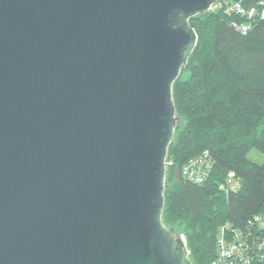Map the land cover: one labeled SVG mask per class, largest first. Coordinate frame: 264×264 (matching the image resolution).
<instances>
[{
	"label": "water",
	"instance_id": "water-1",
	"mask_svg": "<svg viewBox=\"0 0 264 264\" xmlns=\"http://www.w3.org/2000/svg\"><path fill=\"white\" fill-rule=\"evenodd\" d=\"M216 1L0 0V264H192L165 160Z\"/></svg>",
	"mask_w": 264,
	"mask_h": 264
},
{
	"label": "trees",
	"instance_id": "trees-1",
	"mask_svg": "<svg viewBox=\"0 0 264 264\" xmlns=\"http://www.w3.org/2000/svg\"><path fill=\"white\" fill-rule=\"evenodd\" d=\"M188 22L196 45L172 84L180 122L167 149L162 221L184 236L192 264H210L221 224L246 227L264 213V159L247 157L252 148L264 155V17L248 19L223 4ZM204 150L213 159L208 177H182V165ZM229 170L235 190L225 184Z\"/></svg>",
	"mask_w": 264,
	"mask_h": 264
},
{
	"label": "built area",
	"instance_id": "built-area-1",
	"mask_svg": "<svg viewBox=\"0 0 264 264\" xmlns=\"http://www.w3.org/2000/svg\"><path fill=\"white\" fill-rule=\"evenodd\" d=\"M223 4L235 13L246 18L264 17V0H240L228 3L218 0L209 9L218 8ZM235 29L244 32L249 22H232ZM213 168V159L207 150L188 158L182 165L180 174L196 183L203 182ZM235 173L229 170L225 176V184L232 190L236 189ZM210 264H264V213H256L246 227H235L229 223L221 224L217 230L216 252Z\"/></svg>",
	"mask_w": 264,
	"mask_h": 264
},
{
	"label": "rangeland",
	"instance_id": "rangeland-1",
	"mask_svg": "<svg viewBox=\"0 0 264 264\" xmlns=\"http://www.w3.org/2000/svg\"><path fill=\"white\" fill-rule=\"evenodd\" d=\"M177 115V114H176ZM179 122H180V118H179V120H178V122L176 123V126L179 124ZM247 157L250 159V160H252V161H254V162H257V163H261L262 161H263V159H264V155L261 153V152H259V151H257L256 149H254V148H252V149H250L249 151H248V153H247ZM165 162H166V168H165V181H166V170H167V166L169 165V163L170 162H168V160H165ZM176 175V174H175ZM176 177V176H175ZM175 177H173V178H175ZM166 183V182H165ZM164 188H165V186H164ZM178 225V224H177ZM180 227V226H179Z\"/></svg>",
	"mask_w": 264,
	"mask_h": 264
}]
</instances>
